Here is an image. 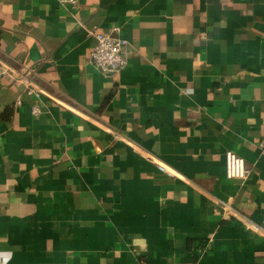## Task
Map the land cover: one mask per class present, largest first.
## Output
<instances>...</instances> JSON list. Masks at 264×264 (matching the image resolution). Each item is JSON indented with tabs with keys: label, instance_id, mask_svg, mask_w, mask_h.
Listing matches in <instances>:
<instances>
[{
	"label": "crops",
	"instance_id": "obj_1",
	"mask_svg": "<svg viewBox=\"0 0 264 264\" xmlns=\"http://www.w3.org/2000/svg\"><path fill=\"white\" fill-rule=\"evenodd\" d=\"M0 59V264H264V0H0Z\"/></svg>",
	"mask_w": 264,
	"mask_h": 264
},
{
	"label": "built area",
	"instance_id": "obj_2",
	"mask_svg": "<svg viewBox=\"0 0 264 264\" xmlns=\"http://www.w3.org/2000/svg\"><path fill=\"white\" fill-rule=\"evenodd\" d=\"M62 3L75 4V0H59ZM113 31L99 32L95 29L87 30V33L94 37L95 44L90 51V62L103 73L117 72L123 69L127 64V40L119 33V27L114 28ZM29 68H13L0 59V79L6 78L11 81L19 82L26 87L27 93H33L34 87L30 80ZM33 113H38V108H33ZM260 147L264 148V139L260 141ZM158 168L166 172L165 169L158 165ZM248 169L245 166L242 157L238 156L231 150H226L224 153V172L229 179H236L239 181L247 177ZM236 217L246 227L251 228L255 232L264 236V228L254 223L248 217L236 212L229 204L226 205L222 217Z\"/></svg>",
	"mask_w": 264,
	"mask_h": 264
}]
</instances>
